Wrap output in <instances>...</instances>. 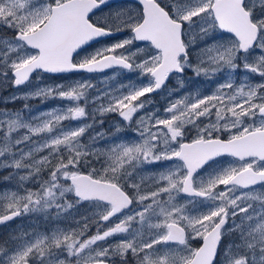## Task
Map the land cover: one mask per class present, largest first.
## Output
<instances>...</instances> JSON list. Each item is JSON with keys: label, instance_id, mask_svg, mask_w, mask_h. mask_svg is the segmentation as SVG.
Segmentation results:
<instances>
[{"label": "snow or ice", "instance_id": "obj_1", "mask_svg": "<svg viewBox=\"0 0 264 264\" xmlns=\"http://www.w3.org/2000/svg\"><path fill=\"white\" fill-rule=\"evenodd\" d=\"M107 0H84L82 4V12L80 18V30L85 35L70 42L64 50L51 49L48 41L58 27L64 24V13L67 6L64 0H48V2L40 3L39 0H0V24L7 26L10 29H15L13 40L22 48L36 50L35 54L20 52L17 49V55L12 60L5 59L3 61L7 67H0V73L7 75L10 69L15 77L13 83L17 86L28 81L30 75L35 70L47 72H62L66 70H86V71H102L113 67V65L123 66L126 69H139L143 73L149 74L153 78L151 86H146L138 90L129 92L126 97L120 98L115 102V107L105 109V111H119V115L125 120L131 121L133 114L143 107V103L135 104L138 98L142 95L150 94L159 89L173 71L182 72L185 61H181V57L187 56V47L182 36V28L185 22H192L194 17H210L212 23L203 25L200 32L207 34L214 27L226 30L234 34L235 40L230 41L225 45H216L215 48L209 49L205 54L209 56L210 62H218L219 64L229 63L234 69L237 67L235 58L241 52L245 53V62L243 67L250 70L252 73L264 76V16L256 18L253 15V8L249 7L246 0H239L238 8L242 10L244 20L247 26H236L223 22L217 17L216 0H196L194 6L187 4L176 3L173 0L175 9V17L169 14L164 7L161 6L159 0H140L143 5V15L141 19H136L133 16L123 12L117 13L118 18H122V23L114 26L115 31H120L123 28H131L134 33L132 39H125L110 47H105L97 50L92 56L85 58L80 63L67 62V58L71 56L77 49L81 48L86 42L95 37L111 34L114 30L112 26L105 28L93 24L89 19V13L98 8ZM254 6L264 8V0H252ZM18 11L14 10L17 9ZM126 17V19H123ZM47 21V23H45ZM43 24V28L38 33L34 30ZM161 33L163 38H161ZM194 39V38H193ZM133 40L149 42L154 50L151 54L140 62H137L135 54L117 53L118 49L125 48L133 43ZM259 48L262 54L258 55L251 62L247 59V54L250 50ZM215 52L216 55H212ZM197 73L201 71L196 69ZM231 86V85H227ZM225 85H222V89ZM249 87V86H247ZM255 91L248 92V99L255 97L259 100V104H251L253 114H259L261 117L260 125L253 126L248 135L264 139V83H259L254 86ZM61 98L78 99L75 90L60 93ZM128 103H124V100ZM193 109L196 105L192 106ZM175 105L166 109L167 112H173ZM196 113L202 115L203 111ZM84 108L75 110L71 118H80L84 116ZM244 114H248L245 110ZM237 117L240 113H234ZM6 116V115H5ZM191 123L190 119L181 121L178 118H169L168 120H154L152 125L156 130L147 125L140 130L143 137L142 143L133 146L120 145L114 149V162L111 165L112 176L109 178L107 173L102 180L92 181L90 177L79 176L71 169L77 165V161L69 159L66 164L61 163L52 170L49 180L42 186L41 192L47 196H53L59 189L54 188L57 182L63 178L70 179L75 187L76 193L81 200L89 199L90 192H98L95 198L102 202H106L109 207L101 215L100 219L107 222L111 217L120 213L123 209L128 208L132 203V198L126 196L121 191V186L117 181L116 173L123 169L126 163H134L139 160L142 162H156L160 160L179 159L183 162L185 175H179V169L169 171L167 174H161L160 180L166 182V187H160L156 192L151 194L138 195V201L141 204L145 200H151V203L144 204L143 210L139 211L136 216H127L115 226L109 227L106 230L97 229L96 234L91 237L80 240L76 238L75 233H63L55 236V244L48 249H34L31 245L25 246V249H9L0 247V264H31L33 259L40 260L42 264H110V259L113 255L119 256L122 260L129 253L137 258V264H176V257H170L165 254L163 258L153 259L156 253L153 251L154 245L161 242L177 241L179 245L186 246V236L181 227L178 225L183 222L186 227H191L192 237L202 239L203 247H198L195 250H190L191 254L188 257H180L178 264H220L217 258L220 241L224 235V227L230 217L233 219L239 214L241 223L235 224L229 231H240L242 245L247 247L248 232L258 226L249 223L248 231L243 230L245 220L250 221L248 206H242V200L247 198L249 193H255L252 186L264 184V150L253 151L251 149L241 150L236 147L225 146L223 150H210L208 152H200L196 150V145H211L212 141H205L202 138H197L191 144L179 143L178 151H161L157 153L151 145L158 144L161 132L166 134V142H178L182 137V128L184 123ZM239 123V119L235 121ZM0 121V124H4ZM8 123H16L11 120ZM7 123V124H8ZM7 133V129H5ZM83 132L80 129L76 134ZM243 137L228 138L232 143L234 140L242 139ZM27 139V137H25ZM21 141H17L19 144ZM58 144L60 141H54ZM222 154H229L239 161L243 162L237 167H230L222 172L210 177L206 184H202L199 189L193 185V174L197 173L205 164ZM44 159H47L46 157ZM250 159V162H248ZM246 161V163H245ZM43 161H41L42 163ZM7 167L19 168L21 165L8 163ZM129 174V173H124ZM28 176H23L21 179H28ZM87 181V183H84ZM218 186H223V189L216 191ZM135 188V185H132ZM248 189L243 196L237 197L235 189ZM47 189V190H45ZM113 192L120 195V199H114ZM172 192H182L188 195H195L207 198L213 201L216 206L206 213H202L195 217H185L183 208L176 206L163 207L160 206L159 215L161 222L157 225L158 228H163L164 231L150 239L148 242L137 244L135 238L125 240L117 244L115 247L108 245L107 247H93L100 241H105L107 238L117 233L128 232L130 222L133 219H141L147 212L152 211L159 203L158 198L161 193H169V199L172 198ZM37 197V201H33V197ZM39 194L28 193L24 197L17 199L15 195L8 197L5 195L3 199L8 201L4 212L0 213V224H3L13 218L20 216L22 213L30 210V205L38 202ZM23 200L21 206L20 201ZM70 207V205H68ZM264 215V212L261 213ZM258 219V217H257ZM66 253V256L64 255ZM75 257V261L71 258ZM253 259L255 257L253 256ZM222 264H249V257L239 253H234L232 247L224 252Z\"/></svg>", "mask_w": 264, "mask_h": 264}, {"label": "rangeland", "instance_id": "obj_2", "mask_svg": "<svg viewBox=\"0 0 264 264\" xmlns=\"http://www.w3.org/2000/svg\"><path fill=\"white\" fill-rule=\"evenodd\" d=\"M40 3L48 2V0H39ZM180 4H187L194 6L196 0H178ZM185 2V3H183ZM257 13L264 16V8L252 6ZM18 11L17 9H14ZM127 13L136 19L142 17L140 7H112L101 14L102 19L113 28L117 24L122 23V18H118L117 13ZM261 17V16H260ZM123 19H126L124 17ZM212 23L210 17H198L196 22L191 23L194 29L197 30L195 43L196 62H191V57L188 58L186 65L192 72L195 71V76H215L219 78L220 86L231 84L233 82L227 81L231 78H247L257 76L250 70L243 67L245 62V53L241 52L235 58L236 68H232L231 64L218 62H210V58L205 53L209 49H213L216 45H225L236 38L223 37L220 38L216 45L213 41H208L217 28L214 27L212 31L207 34L200 32L203 25ZM5 25L0 24V67H7L3 63L5 59L12 60L20 52H28L26 48L20 47L17 43H13V37L10 38L4 35L7 29ZM131 29V28H123ZM10 32V30H8ZM12 33V32H11ZM125 39H132L128 36L119 37L115 42L108 44L106 47L113 46ZM14 41V40H13ZM215 42V41H214ZM131 45V44H130ZM144 49V48H143ZM142 57L149 56L148 51L140 50ZM137 51L129 52L135 54ZM262 54L259 48H255L252 53L247 54V59L251 62L258 55ZM151 55V54H150ZM212 55H216L212 52ZM198 60V64H197ZM140 62V61H139ZM201 71L197 73L196 69ZM143 73L137 69L138 73ZM133 71L120 72L115 71L102 76L83 77L82 79L69 81H48L39 76L34 77L25 86L16 89L13 86L14 76L9 69L7 75L0 73V213L4 212L8 201L3 199L5 195L11 197L15 195L17 199L26 196L28 193L39 194L38 202L30 205L28 212L22 213L6 228L0 229V239L7 237L10 239L3 244L4 248H10L13 238L18 239L14 242L15 249H24L25 246L31 247L37 244L44 243L47 239L51 242L55 241V236L63 233H75L83 230L81 226L88 221L87 216L93 217L94 221H101V215L106 211L107 203H88L77 198L75 188L70 182V179L61 178L55 186L56 191L53 196L44 195L41 188L45 182L49 180L50 173L61 163L66 164L69 159L77 161V165L71 169V172L87 173L96 178L102 179L107 173L111 178V165L114 162V149L120 145L133 146L142 143L143 137L140 132L133 131L125 125L123 117L119 115V111L110 109L115 107V102L133 91L146 86H151L150 81H138L136 76L135 82L131 79ZM126 77L129 81H126ZM242 83V82H241ZM75 90L78 99L61 98L60 93ZM138 98L134 101L135 104L143 103V107L133 114V120L137 124H132V127L141 128L149 125L152 130L156 127L152 125L154 120H168L169 118H178L183 115V110L177 108L173 112L167 111L149 112L147 105H151L150 100ZM124 103H128L125 99ZM84 108L85 114L80 118H71L75 110ZM6 115V116H5ZM254 118V116H252ZM15 120L16 123H8ZM261 118H259V121ZM8 123V124H7ZM7 129V133L5 131ZM83 129V132L77 135L76 133ZM27 137V139H25ZM60 141L56 144L54 141ZM17 141H21L17 144ZM159 143L151 145L157 152L161 151H178V142H166V134L161 132ZM47 159H44V158ZM41 161H43L41 163ZM226 164H220L205 172V176L212 177L223 170L230 167H239L240 161H233ZM19 163L21 167L12 168L7 167L8 163ZM179 159L173 158L169 160H160L156 162H142L135 161L134 163H126L120 172L116 173L117 181L121 187L130 190L138 199V195L151 194L157 191L160 187H166L165 181L160 180L161 174H167L169 171H176L179 169V175L183 177V164ZM246 163V162H245ZM181 165V166H180ZM224 165V166H223ZM129 173V174H124ZM23 176H28V179H21ZM132 185L136 187L133 188ZM255 193H249L247 198L242 200V206H248V213L252 219L245 220L243 230L248 231L249 223L259 227H253L248 232L247 247H239L242 245L240 231H229L226 244L220 247V264L224 258V252L230 247L234 253L247 255L249 257V264H264V189L263 186L254 188ZM47 190V189H45ZM244 193H236L237 197L243 196ZM172 198L169 199V193H161L158 198L159 203L150 212H147L146 225L152 223L159 217L160 206L171 207L176 206L183 208L185 217H193L192 209L199 205L205 206L197 201L184 197L182 192H172ZM33 201H37V197H33ZM23 200L20 201L21 206ZM139 211L143 210L144 204L151 203V200H145L141 204L137 201ZM70 205V207H68ZM87 205H96L95 210L91 212L77 207H84ZM213 207H206L205 212L213 209ZM197 216V213L194 217ZM258 217V219H257ZM161 221V217H160ZM74 222V225L71 224ZM103 222V221H101ZM104 227L112 226V221L103 222ZM241 223V216L238 214L234 219H231L229 229H232L235 224ZM5 228V229H4ZM228 231V230H227ZM78 237V236H76ZM2 241V240H0ZM122 243V242H120ZM2 247V245L0 246ZM186 251L177 252L171 257H176V264L180 257L190 256V250H194L191 246L184 247ZM66 255V253H65ZM253 256L255 259H253ZM159 258L158 255L155 256ZM154 258V256H153ZM170 264L172 261L170 260Z\"/></svg>", "mask_w": 264, "mask_h": 264}, {"label": "flooded vegetation", "instance_id": "obj_3", "mask_svg": "<svg viewBox=\"0 0 264 264\" xmlns=\"http://www.w3.org/2000/svg\"><path fill=\"white\" fill-rule=\"evenodd\" d=\"M67 1L68 0H64V2H67ZM177 1L178 0H175L176 3H178ZM159 3L167 11H169L170 15H173L175 17V9L173 7V0H159ZM246 3L248 4L249 7L253 6L252 0H246ZM130 6L140 7L141 13L143 15V6L140 3V1L138 0H118L99 10H96L95 12L89 15V19L93 24L99 27L105 28L111 25H108L106 22H104L105 20L102 19L101 14L103 12H106L108 9L112 7H121V8L126 7L127 8ZM252 8H253V15L256 18H259L260 16H262L261 14L257 13L254 7ZM197 18L198 17H194L192 22L190 23L185 22L183 25L182 36H183L185 43L188 45V47H187V56L181 57L182 62L186 60V63H187V60L189 57H191L192 53L193 54L191 57V62L192 63L196 62L195 43H196L197 30L194 29L191 23L196 22ZM41 26H43V24L38 26L35 30H37ZM4 27L6 28V26ZM8 30H10V32H8ZM113 30L115 31V28H113ZM214 32L215 33L210 36L211 38L207 39L208 41H213L214 46L216 45V40L218 41L219 38L221 37L220 34H222L223 37L235 38L234 34L225 33L221 31L218 26ZM10 34L12 35V37H14L16 34L15 29H7L4 33V35L9 38H10ZM133 35L134 33L132 32L131 29L129 30L121 29L120 31H118V34H116L115 36L100 38L95 41L87 42L86 43L87 45L84 44L83 46H81V48L77 49L76 52H74L73 60L71 56H69L70 57L69 62L70 63H80L85 58L90 57L94 53H96L97 50L105 48L108 44L115 42L119 37L128 36L132 38ZM55 38L57 39V47L55 49H60V50H64L70 42L75 41V40L69 39L65 42V45L63 46L60 44V42L62 40L65 41L66 39H59L56 36ZM161 38H163L162 33H161ZM12 42L16 44L15 41L12 40ZM27 50L30 51L29 52L30 54H35V51H36L33 49H27ZM140 50L148 51L149 52L148 55L154 54V50L150 46L149 42L136 41V40H133V43L131 45H128L122 49H118L117 53L122 52L125 54H129V52L132 53V51H137L136 61L139 62L142 59H144V57H142L143 53H140L141 52ZM253 51L254 50H250L249 53H252ZM25 53H28V52H25ZM69 57L67 58V60L69 59ZM133 59L135 58L133 57ZM186 63H184V68L182 72L173 71L172 73L169 74V77L167 78L165 83L162 85L160 90L154 91V92H151L150 94L142 95L139 97L140 99H143V100L146 97H148L147 100H150L151 102V105H147L149 112H155L157 108H158V111L165 112L166 109H168L170 106H173V105H175V110L177 108L183 110V115L180 117L179 120L186 121V119H190L191 123H187V122L184 123L183 128H182L183 135L181 138H179L178 143L191 144L197 138H202L205 141L210 140L212 141L211 145H208L207 143L204 145H196L197 151L208 152L211 150V148H214L216 146H219L221 149L222 146L227 145L229 143L228 138L240 137V136L244 138L246 135H248V133L251 131L253 126L258 127L260 125V121H259V118H261L260 115L258 113L253 114V109L250 106V103L259 104L260 101L256 100L255 97H253L250 102L248 99V92L255 91L254 86L256 84L264 83V76L256 74L257 76L247 77V78H234L233 77L231 79H227V81L233 82L231 84H227L231 86L229 87L225 85V87L221 89L220 88L221 86L219 83V81L221 80L219 78L215 76H205V77L195 76L196 75L195 71L192 72V69H189ZM197 64H198V60H197ZM115 71H120L123 73L133 71L134 76H131V79L133 81L137 82L135 79H136V76H138L137 78L138 81H146V82L150 81V85H152L153 83V78L149 74H146V73L141 74L140 72L137 74V69L135 68L126 69L123 66L114 67V68L104 70V71L89 72V71L73 70V72H69L67 74H50L42 70H39L31 74L30 80H33L34 77L39 76L38 79L41 77L48 81H60V80L69 81V80L82 79L85 76L86 77L102 76V75L115 72ZM126 81H129L128 77H126ZM28 82L24 84H27ZM24 84H21L19 86L14 84L13 86H11V88L19 89L25 86ZM260 91L264 92V89H261ZM0 102H2L1 104H3L4 102H9V101L4 100ZM193 105H196L194 109L192 107ZM205 109L207 110L203 111L202 115H196V113L201 112L202 110H205ZM245 110H247L248 114H244ZM166 113H169V112H166ZM234 113H240V116L237 117L236 115H234ZM252 116H254V118H252ZM237 119H239V123L235 122L237 121ZM123 120L125 121V125L131 128L133 131L140 132L141 129L137 130L139 128L132 127V124L138 123L137 121H134L133 118L131 121H127L124 118ZM251 138L252 136H250L248 140H245V139L234 140L236 141L235 143L238 145L236 148L247 149L251 145ZM255 138H257L256 140H261V143L264 144V139H261L259 137H255ZM228 160H230L231 162L239 161L237 158L229 154H225L217 158H214L213 160L205 164L201 169L197 171V173L193 174L192 180H193L194 187L199 189V187L202 184H206V182L208 181L210 177L205 176L204 175L205 172H207L208 170L222 163L223 164L230 163ZM248 162H250V159ZM261 164L264 165V162H261ZM182 173H184L183 167H182ZM184 175L185 173L183 174V176ZM262 186L264 189V184H258L252 187L259 188ZM122 188L127 192L130 198L134 200H133V203L128 208L123 209L120 213L110 218L113 225L109 227L115 226L116 223H119L121 220H123L127 216H132V215L136 216L137 214L136 210L139 209L138 203L135 200V197L133 196L132 192L124 187ZM222 189H223V186H218L216 191H220ZM247 191L248 189H241L239 187L235 189L236 193L247 192ZM183 194H184V197L192 199L193 201H197L198 203L205 205L201 207L198 205L197 208L192 209L193 217L196 213H197V216L202 213H206L205 212L206 207L216 206V204L213 201L207 198H204L201 196H195V195L191 196L186 193H183ZM88 203H106V202H102L100 200H91V201H88ZM107 207H109V205H107ZM77 208L78 209L83 208L84 210H87L91 212L92 214L91 210L92 209L95 210L96 205H87L84 207H77ZM87 219L88 221L85 223V225L81 226L83 230L76 232V236H78L76 237L77 239H80V240L87 239L91 237L92 235H95L97 229L103 231L109 228V227H104L105 224L101 221H94L93 217L91 216H87ZM231 219L232 217L229 218V220L227 221L224 227V235L221 239L220 246L221 245L224 246L226 244V241L228 240L227 238L228 234L231 235V232H229ZM146 222H147L146 217L144 216L141 219L139 218L133 219L130 222L128 232L114 234L113 236L107 238V240L98 242L97 245H94L93 247H107L108 245H112L113 247H115L120 242L133 239V237L135 238V242L137 244H140L142 242L146 243L150 239H154L156 236L160 235L164 231L163 228L157 227V225L161 222L160 215L155 221H152V223H150L149 225H146ZM10 224L11 222L9 224L8 223L4 224L3 226L0 227V229H3V227L6 228ZM71 224L74 225V222H71ZM178 226L181 227L185 233L186 246L179 245L177 241H168L167 243L161 242L160 244H156L154 245L153 251L156 253V255L159 256V258H163L165 254H168L171 257V255H174L177 252L186 251L184 247H187V246H191L192 248H194V250L197 249L198 247H203V242L201 238L192 237L190 235V233L192 232L191 227H186L183 222H180ZM0 240H2L0 241V246L2 245V248H4L3 244L8 242L10 239H7V237H5ZM17 240L18 239L16 238L12 239L11 244H10L12 249L8 248L9 251H12L15 249L14 242ZM54 244L55 242H51L50 239H47L44 243L37 244L36 246L32 248L48 249V248H51ZM164 250L165 251L167 250L168 253L167 251L165 252ZM156 255H154L153 259H157L155 257ZM217 258L220 261V251L219 250L217 253ZM71 259L75 261L76 258L72 257ZM31 264H42V262L40 260L33 259ZM110 264H137V258L132 256L131 253H129L128 256L123 260L119 256L113 255L110 259Z\"/></svg>", "mask_w": 264, "mask_h": 264}, {"label": "water", "instance_id": "obj_4", "mask_svg": "<svg viewBox=\"0 0 264 264\" xmlns=\"http://www.w3.org/2000/svg\"><path fill=\"white\" fill-rule=\"evenodd\" d=\"M111 1H114V0H107L106 3L101 4L100 6L102 7ZM138 1H140V0H138ZM83 3H84V0H77V1L75 0V2L72 1V2L66 3L67 10L64 13V21L65 22L62 26H60L56 30H54V32L52 33V35L50 37V41L48 42V45L51 49H53L54 46H57L56 45L57 42L54 39L55 38L54 36L58 37L59 39H66L65 41L64 40L61 41L62 44L60 43L61 45L64 46V44L67 40L71 39V40L76 41L85 35V33L81 32V30H80V18H81V12H82L81 6ZM238 4H239V0H216V5L218 6L217 7L218 19L223 21V22H227L229 24H233L236 26H247V22L244 20V17L242 15V10L238 8ZM100 6L98 8H100ZM98 8L94 9L93 11L97 10ZM40 29L37 30L36 33H38L40 31ZM224 31H226V30H224ZM104 36H106V35H104ZM75 41H73V42H75ZM69 60H70V57L67 60V62H69ZM115 66H119V65H113V67H115ZM74 70H76V69H74ZM104 70H106V69H104ZM70 71H72V70H66V71L56 72V73H66V72H70ZM249 137H250V135H246L242 139L248 140ZM256 139L257 138H254V137L251 138V145L247 149H251L253 151L264 150V144L261 143V140H256ZM235 142L236 141H234V142L232 141V143L229 142L227 145L222 146L221 149L219 146H216V147L212 148V150H218V151L223 150V148L225 146H227L229 148H231L233 146L237 147L238 145ZM241 150H246V149H241ZM77 175L83 176V177H90L92 181H100L101 183L106 182L103 180L95 179L87 173H81V174H77ZM84 183H87V181H84ZM121 191L126 196L130 197L122 188H121ZM76 195L78 196L77 193H76ZM88 195L90 198L86 199V200H91V199H96L95 197L97 195H99V193L98 192H90ZM112 196L114 199H117V200H119L121 198L119 193H117V192H113ZM9 221H11V220H9ZM7 222H5V223H7ZM5 223H3V224H5ZM1 225L2 224H0V226Z\"/></svg>", "mask_w": 264, "mask_h": 264}, {"label": "bare ground", "instance_id": "obj_5", "mask_svg": "<svg viewBox=\"0 0 264 264\" xmlns=\"http://www.w3.org/2000/svg\"><path fill=\"white\" fill-rule=\"evenodd\" d=\"M49 41H50V39H49ZM49 41H48V42H49ZM56 45H57V44H56ZM64 45H65V44H64ZM56 47H57V46H54L53 48L55 49ZM241 193H244V192H241ZM164 248H165V247H164ZM168 248H169V247H168ZM169 249H170V248H169ZM170 250H171V249H170ZM164 251H165V250H164ZM166 251H167V250H166ZM166 251H165V252H166ZM171 251H172V250H171ZM171 251H170V252H171ZM167 253H168V251H167ZM169 256H170V255H169Z\"/></svg>", "mask_w": 264, "mask_h": 264}]
</instances>
